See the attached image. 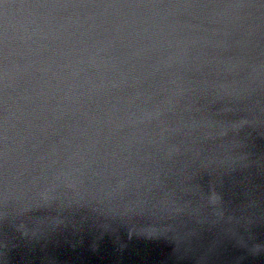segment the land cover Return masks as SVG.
<instances>
[{
  "label": "water",
  "instance_id": "95a60500",
  "mask_svg": "<svg viewBox=\"0 0 264 264\" xmlns=\"http://www.w3.org/2000/svg\"><path fill=\"white\" fill-rule=\"evenodd\" d=\"M0 264H264V0H0Z\"/></svg>",
  "mask_w": 264,
  "mask_h": 264
}]
</instances>
